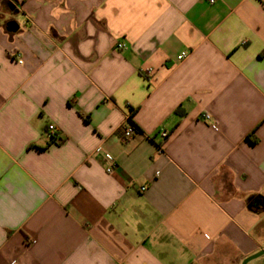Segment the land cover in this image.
<instances>
[{"label": "crops", "instance_id": "crops-1", "mask_svg": "<svg viewBox=\"0 0 264 264\" xmlns=\"http://www.w3.org/2000/svg\"><path fill=\"white\" fill-rule=\"evenodd\" d=\"M210 1L0 0V264L264 249V0Z\"/></svg>", "mask_w": 264, "mask_h": 264}, {"label": "built area", "instance_id": "built-area-1", "mask_svg": "<svg viewBox=\"0 0 264 264\" xmlns=\"http://www.w3.org/2000/svg\"><path fill=\"white\" fill-rule=\"evenodd\" d=\"M213 1L211 0L210 3H212ZM122 47V45L117 44L116 45V49H120ZM184 57V55H180L177 57V60H181ZM21 63V62H19ZM203 121L210 123L211 126L216 127V123L212 120V118L209 115H204L203 116ZM135 134V130L131 127V126H126V127H122L121 131H120V139L122 141H127L129 139L132 138V136ZM44 136L47 140L48 143L50 144H58L60 143V133L56 130V128L53 125H48L46 127ZM160 136L164 139L167 137V133L164 131L160 132ZM105 161L107 162V167H106V173L111 175L114 173V168H115V161L112 157H110L109 155H105L104 156ZM144 189L141 188L140 191H143Z\"/></svg>", "mask_w": 264, "mask_h": 264}, {"label": "water", "instance_id": "water-1", "mask_svg": "<svg viewBox=\"0 0 264 264\" xmlns=\"http://www.w3.org/2000/svg\"><path fill=\"white\" fill-rule=\"evenodd\" d=\"M264 257V249L260 250L258 253L251 255L250 257L244 259L241 264H248L249 262L256 260L258 258Z\"/></svg>", "mask_w": 264, "mask_h": 264}, {"label": "trees", "instance_id": "trees-1", "mask_svg": "<svg viewBox=\"0 0 264 264\" xmlns=\"http://www.w3.org/2000/svg\"><path fill=\"white\" fill-rule=\"evenodd\" d=\"M133 113H134V110L133 109H130V117L128 119L131 118V116H132ZM131 127L135 130V132L137 131V129L134 126L131 125Z\"/></svg>", "mask_w": 264, "mask_h": 264}, {"label": "rangeland", "instance_id": "rangeland-1", "mask_svg": "<svg viewBox=\"0 0 264 264\" xmlns=\"http://www.w3.org/2000/svg\"><path fill=\"white\" fill-rule=\"evenodd\" d=\"M261 259V258H260ZM254 261H256V260H254ZM259 261H261V260H259ZM254 263H259V262H254Z\"/></svg>", "mask_w": 264, "mask_h": 264}]
</instances>
